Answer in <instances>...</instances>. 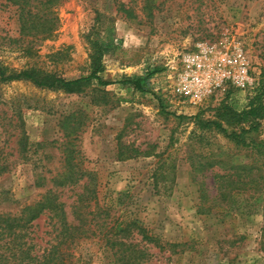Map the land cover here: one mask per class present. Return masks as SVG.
I'll list each match as a JSON object with an SVG mask.
<instances>
[{
	"label": "rangeland",
	"instance_id": "374dc122",
	"mask_svg": "<svg viewBox=\"0 0 264 264\" xmlns=\"http://www.w3.org/2000/svg\"><path fill=\"white\" fill-rule=\"evenodd\" d=\"M119 4L127 13L118 11ZM155 4L149 14L143 0H63L56 8L58 30L39 41L19 34L16 7L0 0V61L8 72L87 76L84 35L96 17L112 24L121 42L103 60L102 79L113 82L107 87L93 84L67 94L25 81L0 84V164L8 170L0 176V214L18 215L56 191L69 222L78 215L86 220L88 236L71 247L69 264H264V187L236 193L230 203L200 214L199 182L212 204L214 176L223 168L196 177L189 161L253 159L214 126L200 123L217 122L227 133L264 140V119L256 125L218 120L226 109L242 112L253 92L230 87L190 105L177 91L181 55L198 43H236L264 75V0ZM153 68L160 71L147 93L117 83ZM68 167L82 180L57 188L53 180ZM137 226L157 243L144 240ZM50 230L41 216L33 224V242L43 246Z\"/></svg>",
	"mask_w": 264,
	"mask_h": 264
},
{
	"label": "trees",
	"instance_id": "16d2710c",
	"mask_svg": "<svg viewBox=\"0 0 264 264\" xmlns=\"http://www.w3.org/2000/svg\"><path fill=\"white\" fill-rule=\"evenodd\" d=\"M7 4L16 7L19 34L33 40H45L53 36L60 26L56 8L63 0H5ZM156 0H143L144 8L149 12L157 7ZM123 8H122V7ZM118 11L126 12L123 4H119ZM84 39L89 49L90 72L72 80L43 73L39 70L25 69L18 72H8L0 61V84L15 81L30 82L39 89L62 91L67 94L82 93L86 86L107 87L113 82L102 79L104 72V57L119 49L121 42L115 38V30L112 24H105L96 17ZM160 70L153 68L142 75L124 78L117 83L124 89L135 93H147L150 90V80ZM229 92V91H228ZM228 92L226 94L228 95ZM253 96L249 99L247 107L240 113L224 110L218 120L229 121L231 119L256 125L255 121L264 119V75H260L258 86L252 91ZM227 114V115H226ZM229 118L227 119L226 118ZM203 127L214 126L227 141L236 146L246 149L252 160L232 164L226 161L194 160L189 157L191 171L194 176L203 175L208 169L222 166V174H216L215 183L217 196L209 203V197L200 183V204L198 213L209 212L218 202L230 203L236 193L264 187V140H247L246 134L227 133L217 122H200ZM196 138L197 135H193ZM200 136V135H199ZM202 138L200 139V141ZM128 158L119 154V159ZM66 157V162H69ZM1 162V158H0ZM8 170L0 164V176ZM82 173L71 167L64 170L58 178L54 179L57 188L76 186L82 180ZM206 204H208L206 206ZM46 215L49 219L50 231L48 240L43 246L33 242L32 228L35 221ZM69 222L65 204L61 202L56 191L48 190L37 202L24 207L18 215L0 214V264H69L72 254L71 247L81 239L87 237V231L82 227L86 220L83 215ZM138 233L149 243H157V240L148 235L146 230L137 226ZM171 248L177 247L170 244ZM134 262V261H133ZM133 264V263H129ZM137 264V263H135Z\"/></svg>",
	"mask_w": 264,
	"mask_h": 264
},
{
	"label": "built area",
	"instance_id": "2783aa9c",
	"mask_svg": "<svg viewBox=\"0 0 264 264\" xmlns=\"http://www.w3.org/2000/svg\"><path fill=\"white\" fill-rule=\"evenodd\" d=\"M260 75L251 68L240 45L198 43L181 55L177 91L184 102L197 105L230 87L252 92Z\"/></svg>",
	"mask_w": 264,
	"mask_h": 264
}]
</instances>
